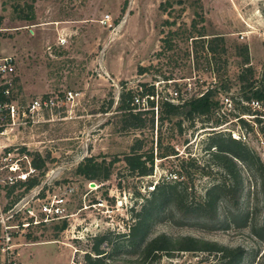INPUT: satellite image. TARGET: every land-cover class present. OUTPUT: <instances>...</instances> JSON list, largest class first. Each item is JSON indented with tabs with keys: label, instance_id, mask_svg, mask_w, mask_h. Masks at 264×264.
Instances as JSON below:
<instances>
[{
	"label": "rangeland",
	"instance_id": "374dc122",
	"mask_svg": "<svg viewBox=\"0 0 264 264\" xmlns=\"http://www.w3.org/2000/svg\"><path fill=\"white\" fill-rule=\"evenodd\" d=\"M211 40L216 41L208 53L205 44ZM244 47L258 78L264 66V0H0V58L15 60L17 100L58 97V108L0 136L11 146L1 147L0 155L17 146L33 161H45L31 196L59 185L73 188L66 228L55 222L29 230L27 245L19 250L21 263L86 264L93 238L107 235L119 245L113 250L104 245L109 256L100 264H218L219 256L208 253L142 260L138 248L123 247L124 238H117L129 233L156 184L177 182L186 191L168 201L150 238L191 237L240 248L241 264H264V194L250 165L237 162L243 189L227 191L213 217L198 218L194 211L206 190L224 177L212 158L214 148L206 151L210 133L229 134L264 166V105L241 111L248 105L238 81ZM139 68L146 71L139 75ZM142 84L154 85L158 93L154 126L144 114L146 128L127 130L120 122L119 98L124 89L140 90ZM214 87L218 104L208 118L183 122L181 130L179 117L158 121L157 101L179 104L171 101L174 92L188 99ZM67 93L72 100L66 101ZM147 107L141 111L151 110ZM136 139L142 152L153 148L150 176L137 177L126 168L124 155ZM90 157L105 162L107 180L77 174ZM176 202L186 207L184 215L173 209ZM229 215L232 222H224Z\"/></svg>",
	"mask_w": 264,
	"mask_h": 264
},
{
	"label": "trees",
	"instance_id": "16d2710c",
	"mask_svg": "<svg viewBox=\"0 0 264 264\" xmlns=\"http://www.w3.org/2000/svg\"><path fill=\"white\" fill-rule=\"evenodd\" d=\"M198 37L203 38L204 35H199ZM213 39H218V41L223 40L222 37H216ZM213 41L216 40L208 41L205 44V49L208 53L213 52L211 49ZM243 57L244 60L241 67L242 72L238 76L239 84L242 86L241 91H245L243 100L248 104L247 106H249L251 102H258L259 106L262 107L264 105V66L260 76L257 78L254 75L253 69L249 65L250 62L247 47H244L243 49ZM145 71L144 68H139L138 74L142 75ZM222 88L223 91L227 90L225 87ZM139 89L140 90L135 91L124 89L119 98L118 111L121 112L120 122L127 130H142L146 128V121L145 119H142V115L144 114L151 115L150 126L151 128L154 126V106L156 104L154 100L155 97H158V93L155 90L154 85L142 84L139 86ZM217 95L218 89L217 87H214L212 89H207L198 97L181 99L179 95V104H174L169 100L161 99L160 101H157V113L159 114L158 121L163 123L164 120L171 121L172 118L179 117L178 126L181 130L183 122L193 123L203 117L208 118L211 114L215 113L218 104L215 99ZM136 96L141 98L146 97V102L149 106L148 108L151 110L144 112L138 110L136 106H133L132 103ZM150 97L153 99L150 100ZM247 106H243L241 111L251 112V106ZM240 120L241 123H244L243 119ZM257 122L260 121L257 119ZM210 134L211 135L208 136L206 151L209 152V150L214 148V152L211 153L212 158L214 159L216 166L221 169L224 177L223 180L211 185L206 190L204 202L197 205L194 209L198 218L206 219L215 215L216 204L220 198L227 197V191H242L243 183L239 174L240 170L237 162L246 166L250 165L254 169L259 182V190L264 194V166L252 151L240 141L232 139L229 134ZM141 142L140 139L134 141L130 152L124 155V162L127 170L130 171L131 174H135L137 177H147L152 175L153 172V148L148 152H142L143 145ZM116 161L110 162V164H113ZM44 164L45 161L39 157L36 161H33V165L38 170H41ZM76 172L86 180H107L110 176V171L106 169L105 162L98 163L92 157L84 159V162L78 165ZM40 176H43V172ZM39 182V179H33L26 183L25 192L38 185ZM178 186L179 183L177 182H162L161 184H156L154 186L149 198L140 204L139 210L135 213V221L129 228V233L117 235V238H124L123 240H125L126 244L123 247L130 249L138 248L142 260H146L148 257H153L156 260L160 259L162 255L169 256L175 252L208 253L219 256L218 264H241L245 251L240 248H226L224 246H219L216 243L202 242L191 237H183L177 240H173L163 234L151 238L149 237L151 235V229L156 224L158 218L166 214L168 201H177L185 193L186 188L183 186L178 188ZM173 209L183 215L186 212V207H181L179 202L175 203ZM205 210H207L206 214H204ZM224 222H232L230 215L224 217ZM66 226V221H63L61 222V227L59 229L64 230ZM256 234L258 235V233ZM92 241L93 245L91 253L85 254L86 264H100L109 256V252L105 250L104 245L110 247L111 250L116 249L119 245H115L116 243H113L107 235L97 236L93 238Z\"/></svg>",
	"mask_w": 264,
	"mask_h": 264
},
{
	"label": "built area",
	"instance_id": "2783aa9c",
	"mask_svg": "<svg viewBox=\"0 0 264 264\" xmlns=\"http://www.w3.org/2000/svg\"><path fill=\"white\" fill-rule=\"evenodd\" d=\"M109 20V16H105L103 23L107 24ZM15 79V60L9 56L1 57L0 136L13 131L16 125H25L43 110L58 108L56 95L39 96L27 103L17 100ZM173 95L171 101H179L178 93L174 92ZM66 96V101L73 99L71 93ZM132 105L138 110H141L140 107L144 109L145 105L148 106L146 97L136 96ZM250 106L260 108L258 102H251ZM16 147L0 155V264H22L19 250L27 245L23 241L27 239L29 230L67 221L70 217L66 201L72 195L73 188L59 185L47 190L41 197L39 191L31 196L38 184L25 192L26 183L33 179L41 180L42 177L29 154L19 152Z\"/></svg>",
	"mask_w": 264,
	"mask_h": 264
},
{
	"label": "crops",
	"instance_id": "0c3cea01",
	"mask_svg": "<svg viewBox=\"0 0 264 264\" xmlns=\"http://www.w3.org/2000/svg\"><path fill=\"white\" fill-rule=\"evenodd\" d=\"M5 146H7L5 140L4 139L3 140H0V148L1 147H5Z\"/></svg>",
	"mask_w": 264,
	"mask_h": 264
}]
</instances>
